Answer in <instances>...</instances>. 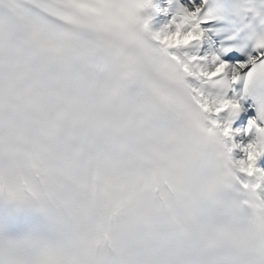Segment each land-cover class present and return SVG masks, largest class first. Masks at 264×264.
Segmentation results:
<instances>
[{"label":"snow or ice","instance_id":"1","mask_svg":"<svg viewBox=\"0 0 264 264\" xmlns=\"http://www.w3.org/2000/svg\"><path fill=\"white\" fill-rule=\"evenodd\" d=\"M78 2L0 0V264H264V30L201 54L210 0Z\"/></svg>","mask_w":264,"mask_h":264},{"label":"clouds","instance_id":"2","mask_svg":"<svg viewBox=\"0 0 264 264\" xmlns=\"http://www.w3.org/2000/svg\"><path fill=\"white\" fill-rule=\"evenodd\" d=\"M190 38H191V34L184 37H180L179 34H177L175 38H170V40H174V42L176 43H182V42H186Z\"/></svg>","mask_w":264,"mask_h":264}]
</instances>
